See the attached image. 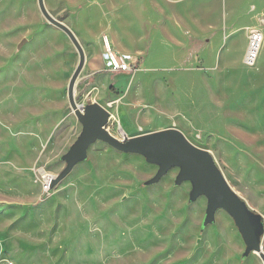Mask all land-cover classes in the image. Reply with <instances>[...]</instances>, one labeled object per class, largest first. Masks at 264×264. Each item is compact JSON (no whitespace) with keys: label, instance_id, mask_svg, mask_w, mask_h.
<instances>
[{"label":"rangeland","instance_id":"1","mask_svg":"<svg viewBox=\"0 0 264 264\" xmlns=\"http://www.w3.org/2000/svg\"><path fill=\"white\" fill-rule=\"evenodd\" d=\"M159 2L161 29L173 19L174 7L178 17L192 6L205 29L199 47H175L160 30L152 62L128 73L105 72L102 65L95 75L84 50L75 101L105 108L106 130L119 140L180 131L209 152L228 185L264 222V40L248 69L241 63L243 32L223 37L233 21L228 8L223 30L216 0ZM246 2L236 9L233 26L248 18ZM202 3L206 17L199 12ZM44 5L68 26L80 9L105 10L111 2ZM263 25L259 21L264 37ZM77 64L75 48L43 18L37 0H0V264H263L255 253L242 259L245 245L225 211L202 226L207 201L189 203L191 185H175L177 168L146 185L157 166L97 141L86 161L49 187L47 180L65 168L61 157L81 132L67 100ZM103 75L106 85L95 101L92 92ZM118 108L132 129L118 122Z\"/></svg>","mask_w":264,"mask_h":264},{"label":"water","instance_id":"2","mask_svg":"<svg viewBox=\"0 0 264 264\" xmlns=\"http://www.w3.org/2000/svg\"><path fill=\"white\" fill-rule=\"evenodd\" d=\"M37 5L43 18L67 36L78 55V64L67 86V100L81 125V132L67 153L61 157L65 162V168L51 179L49 187L53 188L71 172L74 166L86 161L89 147L97 141L106 143L120 153L140 155L147 163L157 166V173L146 181V185L158 183L169 170L177 168L175 185L178 186L183 182H189L191 185L189 203L199 197H204L207 201L202 226L213 223L216 211H225L234 221L245 245L242 259L255 253L264 264V252L261 248V238L264 234L263 218L252 211L232 190L208 151L194 146L176 129L119 140L106 130L110 113L105 108L98 103L77 105L74 88L85 65L84 50L72 30L48 12L44 0H37Z\"/></svg>","mask_w":264,"mask_h":264},{"label":"crops","instance_id":"3","mask_svg":"<svg viewBox=\"0 0 264 264\" xmlns=\"http://www.w3.org/2000/svg\"><path fill=\"white\" fill-rule=\"evenodd\" d=\"M189 1L191 0H166L170 5L175 6ZM110 2L111 5L105 10L98 7L95 9L90 8L89 10L87 8L86 10L80 9L75 14L76 16L70 19L72 21L71 25L67 23L77 39L82 42L83 50L91 56L92 60L89 68L94 75L101 71L103 65L100 57L103 37L108 38L116 52L130 54L134 59L139 60L142 66L143 63L145 65L152 62L154 54L152 46L160 30L166 32L173 42L172 45L175 47H187L189 44H192L198 48L202 43L203 32L205 30L204 24L202 23V18L199 19L193 16L191 5L180 10L178 17L176 8L174 7V17L173 19L171 18L174 20L172 25H169L171 23V19H169L168 26H163L161 29L155 18L156 10L161 8L159 0H110ZM242 2H246V0H216L217 6H221L222 9L223 30H226L227 26L228 14L226 9H229V17L231 19L233 17L234 21L237 15L236 9L239 8ZM245 6H248L249 14L246 21L241 24V21H238L237 26L236 22H234V26L236 27L233 26V21H231V30L228 33L223 31V37L226 40L237 32H243L245 38V46L241 55V63L243 64L249 34L255 29L261 31L259 21L264 22V0H248ZM203 9H206L205 3L200 5L199 12L202 16L206 17L207 10L203 12ZM250 68L248 67V69ZM105 76L103 75L98 80V86L93 89L92 94H94L93 98L95 101H98L102 96V89L106 85L104 84L106 80ZM117 112L118 119L120 120L118 122L122 123L123 129H132L133 125L125 116V113L119 108ZM111 116L114 117L112 114Z\"/></svg>","mask_w":264,"mask_h":264},{"label":"built area","instance_id":"4","mask_svg":"<svg viewBox=\"0 0 264 264\" xmlns=\"http://www.w3.org/2000/svg\"><path fill=\"white\" fill-rule=\"evenodd\" d=\"M264 37L260 30H252L249 34L244 64L254 67L258 61ZM101 59L103 70L111 73L135 72L140 68V62L130 54L118 53L112 47L107 37L102 38ZM50 183L51 180H47ZM47 183V184H48Z\"/></svg>","mask_w":264,"mask_h":264},{"label":"bare ground","instance_id":"5","mask_svg":"<svg viewBox=\"0 0 264 264\" xmlns=\"http://www.w3.org/2000/svg\"><path fill=\"white\" fill-rule=\"evenodd\" d=\"M51 178H53V177H51Z\"/></svg>","mask_w":264,"mask_h":264}]
</instances>
